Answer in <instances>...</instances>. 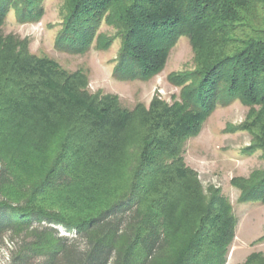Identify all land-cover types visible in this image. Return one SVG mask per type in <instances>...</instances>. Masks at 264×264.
Wrapping results in <instances>:
<instances>
[{
  "label": "trees",
  "instance_id": "obj_1",
  "mask_svg": "<svg viewBox=\"0 0 264 264\" xmlns=\"http://www.w3.org/2000/svg\"><path fill=\"white\" fill-rule=\"evenodd\" d=\"M42 1L0 0V247L20 239L7 264H225L237 220L220 191L205 196L184 144L238 100L249 108L240 129L264 158V0H63L58 48L111 43L98 34L105 22L124 78L155 77L189 39L195 68L176 76L189 83L181 101L133 110L2 35L11 9L30 21ZM235 184L242 202L264 203V170Z\"/></svg>",
  "mask_w": 264,
  "mask_h": 264
},
{
  "label": "rangeland",
  "instance_id": "obj_2",
  "mask_svg": "<svg viewBox=\"0 0 264 264\" xmlns=\"http://www.w3.org/2000/svg\"><path fill=\"white\" fill-rule=\"evenodd\" d=\"M40 6L41 16L30 21H21L15 9H11L1 29L2 35L28 40L32 54L50 58L69 72L83 71L90 93L117 97L125 109L133 110L141 104L149 108L155 99L168 105L181 101L182 90L189 83L181 86L180 80L175 81L176 76L195 68L194 54L186 36L177 40L161 73L147 81L124 78L116 74L121 41L115 36L114 28L104 22L98 32L110 38L111 43H107V39L98 43L95 39L82 54L60 49L56 40L62 29L63 0H43ZM248 114L249 108L238 100L219 105L184 144V163L197 174L205 196L212 190L220 191L237 220L225 264H246L252 255L264 257V203L242 202L241 190L235 184L238 180H248L255 171L264 170L263 153L254 148L253 135L240 129ZM50 226L61 236L73 232L64 225ZM19 240L11 234L5 237L0 247V264H7L6 258L10 259Z\"/></svg>",
  "mask_w": 264,
  "mask_h": 264
},
{
  "label": "built area",
  "instance_id": "obj_3",
  "mask_svg": "<svg viewBox=\"0 0 264 264\" xmlns=\"http://www.w3.org/2000/svg\"><path fill=\"white\" fill-rule=\"evenodd\" d=\"M9 261V257L6 258Z\"/></svg>",
  "mask_w": 264,
  "mask_h": 264
}]
</instances>
